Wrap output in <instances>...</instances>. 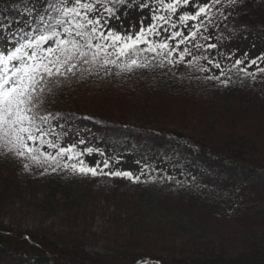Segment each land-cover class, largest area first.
<instances>
[{
    "label": "trees",
    "instance_id": "16d2710c",
    "mask_svg": "<svg viewBox=\"0 0 264 264\" xmlns=\"http://www.w3.org/2000/svg\"><path fill=\"white\" fill-rule=\"evenodd\" d=\"M50 2L0 0V21L10 37L22 35ZM140 3L119 7L111 21L120 22ZM218 7L228 19L213 9V24L202 30L210 39L197 38L217 43L206 54L225 69L243 59L238 49L226 50L231 41L234 47L248 40L250 50L257 43L264 54V0H238L233 7L224 0ZM116 71L65 83L45 107L54 113L50 126L61 133L58 143L75 144L82 153L71 163L95 167L94 156L110 155L136 165L131 173L139 181L102 168L96 176L64 168L26 171L19 159L0 152V264H264V75L253 80L233 69L225 86L205 79L218 70L200 72L186 63ZM75 126L79 132L64 142ZM83 131L88 141L80 138ZM104 177L111 183L99 193L95 186ZM17 212L39 215L52 227L5 223ZM99 216L105 226L97 234ZM100 242L104 255L88 250Z\"/></svg>",
    "mask_w": 264,
    "mask_h": 264
},
{
    "label": "snow or ice",
    "instance_id": "6c2138e0",
    "mask_svg": "<svg viewBox=\"0 0 264 264\" xmlns=\"http://www.w3.org/2000/svg\"><path fill=\"white\" fill-rule=\"evenodd\" d=\"M227 2L233 7L238 0ZM128 3L132 0H54L46 4L35 27L22 35L7 38L4 47H0V152L19 159L26 171L35 166L43 173H55L61 168L85 176H96L100 172L99 164L86 167L82 160L71 163L74 155L79 157L82 153L76 152L75 144L62 146L58 143L61 133H56L50 126L54 113L45 107L48 96L55 89L73 79H83L85 74L103 71L109 75L116 69L119 75L137 69L186 63L200 72L218 70V76L209 75L205 79L220 80L225 86L230 83L228 73L233 69L253 80L257 73L264 75V67L260 66L264 63V54L251 60L245 54L243 59L234 60L232 67L225 69L219 59L206 54L217 49V43L197 42L198 37L210 39L202 36V30L213 24V9L220 12L223 20L228 19L218 7L224 0L194 4V13L179 15L180 30H175L178 25L171 17L191 0L168 3L165 0H141L139 7L150 9L153 23L144 28L141 22L140 30L134 34L109 27L112 19H118L119 7ZM161 12L168 15L159 14ZM189 21L192 22L190 27ZM184 29L188 31L187 35H184ZM161 30L169 34L159 41L150 38L159 37ZM189 44L201 55H192ZM182 45L183 50H180ZM186 57L191 58L186 61ZM202 60L206 64H201ZM253 65L255 72L248 71ZM221 77L225 78L221 80ZM48 148L53 149L54 154L48 152ZM65 157L68 162L62 163ZM102 163L108 167V161ZM107 174L135 181L140 179L128 171Z\"/></svg>",
    "mask_w": 264,
    "mask_h": 264
},
{
    "label": "rangeland",
    "instance_id": "374dc122",
    "mask_svg": "<svg viewBox=\"0 0 264 264\" xmlns=\"http://www.w3.org/2000/svg\"><path fill=\"white\" fill-rule=\"evenodd\" d=\"M166 3L168 2H172V0H165ZM209 0H191V3L187 6H181L180 8L177 9V12L175 14L172 15V20L174 22H177V29L175 30H180L179 27V22H178V18L180 14H183L185 12L187 13H194L196 11V8L193 7L194 4L199 3L201 5L208 3ZM213 11V10H212ZM161 15H168L167 12H161L159 13ZM93 18H95L93 16ZM114 21L109 22V27L115 29L118 32H124L126 34L128 33H132L134 34L135 32H138L141 28V22L143 24L144 28H147L150 24L153 23L152 20V12L150 11L149 8H139L137 10H134L132 14L127 15L122 17V19L120 20V22L118 23H113ZM114 24H117V26H115ZM192 24L191 21L188 22V26L190 27ZM159 27V25H158ZM169 33H164L161 30V35L159 37H150L156 40H160L163 39L164 37H166ZM184 34L187 35L188 31L187 29H184ZM10 35H12L11 31L6 27V25H4L3 22L0 21V47H4V41L10 37ZM171 42H175V41H171ZM234 44H236L233 47L232 41L229 45V48H227L226 50L230 49V50H237L238 51V55L241 56V58L245 57V54H247V58L249 59H254L256 57L260 56V53L262 54V52H260V46H258L257 43H254L253 48H251L248 46L249 41L248 40H236L233 42ZM254 46L256 48H254ZM249 47V48H248ZM124 112V111H123ZM143 118V117H141ZM145 119V118H143ZM78 126L72 127L68 130V137L66 138L65 142L68 141L71 136L77 134L78 131ZM85 136V131L81 132L80 134V138ZM86 137V141L89 140L88 136ZM93 159H95L94 164H99L100 168H102V170H104L106 173H111V172H116V171H129V172H133V170L135 169L134 167H136V165H134L132 162H128L126 160L123 159H119V158H113L112 156L108 155V156H103V155H97L94 156ZM103 161H108V167L105 168L103 166ZM135 171V170H134ZM111 183V179L109 177H104L102 178L95 186L97 192L101 193L105 189L107 185H109ZM13 213V211H12ZM20 219L21 222H19L18 220ZM17 221L16 222H14ZM5 223H7L8 225L14 224L13 226L15 228H17L18 225H21L22 228L26 229V228H50L52 227V222L50 223V220H45V219H40L39 215L36 217L33 214H29L28 216H24L20 218V213H16L15 215H7L5 216ZM39 226V227H37ZM93 230L94 232H96L97 234L102 233L104 226H105V218H103L102 216H99L96 218V220L94 221L93 224ZM54 230H58V228H56V226L54 227ZM101 243V242H100ZM88 250L91 252H95L101 255H104L106 253L103 244H99V245H88ZM110 258V257H109ZM108 258V259H109Z\"/></svg>",
    "mask_w": 264,
    "mask_h": 264
}]
</instances>
